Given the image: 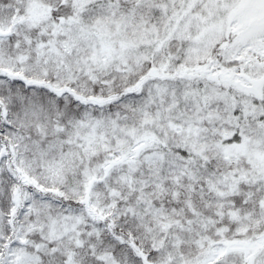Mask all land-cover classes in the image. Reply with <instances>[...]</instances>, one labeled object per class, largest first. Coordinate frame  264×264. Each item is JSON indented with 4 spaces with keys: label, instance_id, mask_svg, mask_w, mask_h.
Masks as SVG:
<instances>
[{
    "label": "snow or ice",
    "instance_id": "6c2138e0",
    "mask_svg": "<svg viewBox=\"0 0 264 264\" xmlns=\"http://www.w3.org/2000/svg\"><path fill=\"white\" fill-rule=\"evenodd\" d=\"M0 264H264V0H0Z\"/></svg>",
    "mask_w": 264,
    "mask_h": 264
}]
</instances>
